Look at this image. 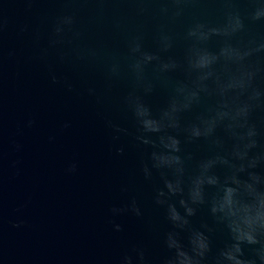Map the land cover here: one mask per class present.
Listing matches in <instances>:
<instances>
[{"label":"water","instance_id":"obj_1","mask_svg":"<svg viewBox=\"0 0 264 264\" xmlns=\"http://www.w3.org/2000/svg\"><path fill=\"white\" fill-rule=\"evenodd\" d=\"M0 264H264V0H0Z\"/></svg>","mask_w":264,"mask_h":264}]
</instances>
